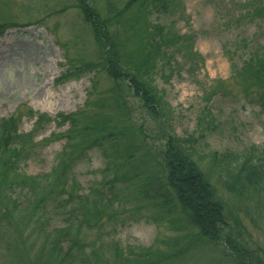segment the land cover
Wrapping results in <instances>:
<instances>
[{"label": "trees", "instance_id": "obj_1", "mask_svg": "<svg viewBox=\"0 0 264 264\" xmlns=\"http://www.w3.org/2000/svg\"><path fill=\"white\" fill-rule=\"evenodd\" d=\"M75 2L81 22L89 25L99 48L95 70L105 72L112 84L95 97L90 92L94 101L87 117L82 115L84 109L59 114L56 120L34 112V128H45L53 121L58 127L69 125L42 140L62 139L65 144L53 166L41 174L21 171V163L39 146L33 132L19 129L23 114L19 111L0 118V263L176 264L194 243L177 246L178 239H170L169 250L157 246L124 249L117 240L101 237L106 222L112 221L118 182L138 179V184H133L138 200L158 208L171 223H181L192 241L216 250L218 262L264 264L261 251L242 238V221L235 219L236 228L228 221L224 199L225 194L264 192V146L243 154L214 152L206 169L193 155V137L171 132L170 104L155 84V74L159 68H170L171 59L182 52L178 51L182 42H177L184 38L163 25L145 21L153 16L148 13L167 9L171 0H123L120 6L106 0L104 14L92 11L86 0ZM252 9L257 12L252 16L264 17L262 0H247L238 16ZM7 26V21H0V34ZM76 62L60 81L82 68H92V63ZM242 63L251 84L245 93L254 89L258 104L264 107V46L252 51ZM92 83L95 87V79ZM128 92L156 121L153 129L148 131L138 124ZM112 105L116 117L107 112ZM84 121L80 128L78 123ZM109 140L115 154L106 168ZM95 149L101 151L104 168L99 169L100 176L89 189L83 190L76 169ZM111 167L116 173L108 179L106 172ZM214 170L220 172L216 180L224 192L215 186ZM91 233L98 234L96 242L89 237Z\"/></svg>", "mask_w": 264, "mask_h": 264}, {"label": "rangeland", "instance_id": "obj_2", "mask_svg": "<svg viewBox=\"0 0 264 264\" xmlns=\"http://www.w3.org/2000/svg\"><path fill=\"white\" fill-rule=\"evenodd\" d=\"M86 1L92 11L104 14L106 0ZM112 1L119 5L123 0ZM246 1L171 0L167 9L148 13L153 16L145 19L184 38L177 42H182L178 49L182 52L171 59L170 68L158 69L155 84L170 104L171 132L193 137V155L206 169L214 152L243 154L264 146V107L258 104L254 89L245 93L251 84L249 72L242 69L243 60L264 46V17L252 16L257 13L255 9L249 11L250 15L238 16ZM78 8L75 0H0V21L8 22V29L0 34V118L20 111L23 117L19 129L36 136L38 148L21 163V171L26 174H41L53 166L65 140H42L69 126L59 128L53 121L45 128H34V112L58 117L84 109L82 115L87 117L94 101L90 92L95 97L112 84L105 72L95 70L99 48L89 25L81 22ZM77 59L92 63L91 70L82 68L60 81L62 74L77 65ZM128 95L138 124L145 130L153 129L156 121L130 92ZM115 111L113 105L107 110L110 117H116ZM85 121L78 126L83 127ZM114 149L109 140L106 168ZM104 164L101 151L95 149L78 165L76 174L83 190L100 176ZM115 173L111 167L106 177L113 178ZM219 173L214 170L212 178L217 189L224 192L220 180H216ZM138 181L118 182L112 221L106 222L101 234L104 240L115 239L124 249L157 246L169 250L167 242L178 239L177 246L194 244L182 252L185 256L176 264H224L218 262L216 250L192 241L181 223H171L158 208L138 200L133 188ZM224 199L228 221L235 228V219L242 221V238L264 258V192L225 194ZM97 235L91 233L89 237L96 242Z\"/></svg>", "mask_w": 264, "mask_h": 264}]
</instances>
